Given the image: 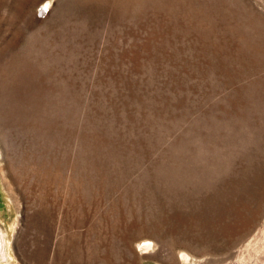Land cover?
Wrapping results in <instances>:
<instances>
[{
	"label": "rangeland",
	"instance_id": "rangeland-1",
	"mask_svg": "<svg viewBox=\"0 0 264 264\" xmlns=\"http://www.w3.org/2000/svg\"><path fill=\"white\" fill-rule=\"evenodd\" d=\"M0 234V264H264V0H0Z\"/></svg>",
	"mask_w": 264,
	"mask_h": 264
},
{
	"label": "bare ground",
	"instance_id": "bare-ground-1",
	"mask_svg": "<svg viewBox=\"0 0 264 264\" xmlns=\"http://www.w3.org/2000/svg\"><path fill=\"white\" fill-rule=\"evenodd\" d=\"M1 235V234H0ZM0 246H3L2 245V238H1V236H0ZM2 251V250H1ZM3 252V251H2ZM4 253V252H3Z\"/></svg>",
	"mask_w": 264,
	"mask_h": 264
},
{
	"label": "snow or ice",
	"instance_id": "snow-or-ice-1",
	"mask_svg": "<svg viewBox=\"0 0 264 264\" xmlns=\"http://www.w3.org/2000/svg\"><path fill=\"white\" fill-rule=\"evenodd\" d=\"M45 9H47V5H45Z\"/></svg>",
	"mask_w": 264,
	"mask_h": 264
}]
</instances>
